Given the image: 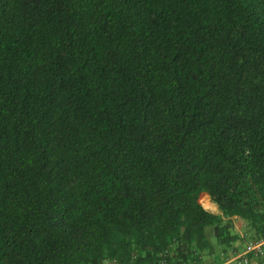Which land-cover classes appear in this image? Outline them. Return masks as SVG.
<instances>
[{"label": "trees", "instance_id": "16d2710c", "mask_svg": "<svg viewBox=\"0 0 264 264\" xmlns=\"http://www.w3.org/2000/svg\"><path fill=\"white\" fill-rule=\"evenodd\" d=\"M248 238L264 0H0V264H215Z\"/></svg>", "mask_w": 264, "mask_h": 264}, {"label": "built area", "instance_id": "2783aa9c", "mask_svg": "<svg viewBox=\"0 0 264 264\" xmlns=\"http://www.w3.org/2000/svg\"><path fill=\"white\" fill-rule=\"evenodd\" d=\"M249 248L250 250L254 252L255 256H263L264 251V238L258 239V240H252L250 239L249 242ZM250 264L249 259L246 257V253H240L233 257L231 260H228L227 262L223 264ZM103 264H131V263H124L119 262L116 259H107ZM161 264H164V261H161Z\"/></svg>", "mask_w": 264, "mask_h": 264}, {"label": "crops", "instance_id": "0c3cea01", "mask_svg": "<svg viewBox=\"0 0 264 264\" xmlns=\"http://www.w3.org/2000/svg\"><path fill=\"white\" fill-rule=\"evenodd\" d=\"M208 204H213L215 207L216 205L214 203H212L211 201H208L205 204V208H207ZM214 207V208H215ZM212 208V209H214ZM208 209V208H207ZM249 238L246 239V241L244 243H236V249L233 252L228 253L226 256H218L219 260L218 262H216L215 264H223L225 262H227L228 260H231L233 257H235L236 255L240 254V253H246V257L249 259L250 264H261V259L259 256H255L253 250L251 251L249 248Z\"/></svg>", "mask_w": 264, "mask_h": 264}, {"label": "rangeland", "instance_id": "374dc122", "mask_svg": "<svg viewBox=\"0 0 264 264\" xmlns=\"http://www.w3.org/2000/svg\"><path fill=\"white\" fill-rule=\"evenodd\" d=\"M205 196H208V198H209V200L211 201V199H210V196L207 194V193H205V192H202L200 195H199V203L203 206V204H202V199L205 197ZM212 202V201H211ZM213 203V202H212ZM215 204V203H214ZM213 206V205H212ZM204 207V206H203ZM205 208V207H204ZM207 208H208V205H207ZM207 208H205V209H207ZM207 210H209L210 212H212V213H218L219 211H218V208H217V206L214 208V209H212V208H209V209H207ZM235 224H236V227L238 228V229H241V226H242V222L239 220V221H235ZM233 264H235V263H233Z\"/></svg>", "mask_w": 264, "mask_h": 264}, {"label": "bare ground", "instance_id": "6f19581e", "mask_svg": "<svg viewBox=\"0 0 264 264\" xmlns=\"http://www.w3.org/2000/svg\"><path fill=\"white\" fill-rule=\"evenodd\" d=\"M212 205H213V204H208V209H209V208H214V207H215L214 205H213V206H212Z\"/></svg>", "mask_w": 264, "mask_h": 264}]
</instances>
